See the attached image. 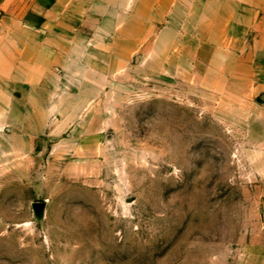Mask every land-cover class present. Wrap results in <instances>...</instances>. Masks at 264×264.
I'll use <instances>...</instances> for the list:
<instances>
[{
    "label": "rangeland",
    "instance_id": "374dc122",
    "mask_svg": "<svg viewBox=\"0 0 264 264\" xmlns=\"http://www.w3.org/2000/svg\"><path fill=\"white\" fill-rule=\"evenodd\" d=\"M260 1L0 0V264L260 263Z\"/></svg>",
    "mask_w": 264,
    "mask_h": 264
},
{
    "label": "crops",
    "instance_id": "0c3cea01",
    "mask_svg": "<svg viewBox=\"0 0 264 264\" xmlns=\"http://www.w3.org/2000/svg\"><path fill=\"white\" fill-rule=\"evenodd\" d=\"M264 0H261L260 2L263 3ZM264 8V7H263ZM261 259L259 264H264V248L261 250Z\"/></svg>",
    "mask_w": 264,
    "mask_h": 264
},
{
    "label": "water",
    "instance_id": "95a60500",
    "mask_svg": "<svg viewBox=\"0 0 264 264\" xmlns=\"http://www.w3.org/2000/svg\"><path fill=\"white\" fill-rule=\"evenodd\" d=\"M36 208L38 209V208H39V206L37 205V206H36Z\"/></svg>",
    "mask_w": 264,
    "mask_h": 264
}]
</instances>
